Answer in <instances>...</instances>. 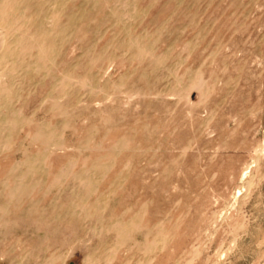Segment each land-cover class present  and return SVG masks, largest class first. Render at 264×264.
Instances as JSON below:
<instances>
[{"label": "rangeland", "instance_id": "374dc122", "mask_svg": "<svg viewBox=\"0 0 264 264\" xmlns=\"http://www.w3.org/2000/svg\"><path fill=\"white\" fill-rule=\"evenodd\" d=\"M0 264H264V0H0Z\"/></svg>", "mask_w": 264, "mask_h": 264}]
</instances>
